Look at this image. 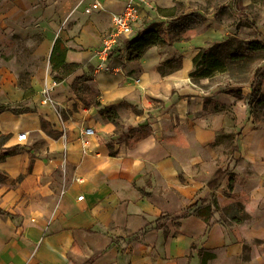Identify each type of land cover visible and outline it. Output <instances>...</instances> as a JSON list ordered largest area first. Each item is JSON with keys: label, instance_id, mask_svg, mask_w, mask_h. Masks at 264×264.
<instances>
[{"label": "crops", "instance_id": "1", "mask_svg": "<svg viewBox=\"0 0 264 264\" xmlns=\"http://www.w3.org/2000/svg\"><path fill=\"white\" fill-rule=\"evenodd\" d=\"M212 1L147 0L136 33L153 24L168 28L173 18L192 13L203 19L168 28L163 43L138 56L121 38L109 71L96 67L95 50L125 0L0 1L3 31L38 33L33 53L41 61L26 99L15 78L0 80V104L34 108L0 112V173L7 176L0 209L13 216L0 214V264H83L91 256L89 264H264L257 241L264 238V101L254 112L246 101L253 88L256 99L264 95V59L256 83L234 93L201 90L189 78L197 53L228 37L246 34L244 40L264 45V4L257 16L237 10L253 29L238 26L229 7ZM56 38L68 48L65 62L76 64L59 80L49 62ZM163 63L179 67L162 75ZM84 75L93 102L116 109L120 127L78 99L72 83ZM45 90L64 125L43 102ZM41 119L59 136L43 131ZM84 127L94 129L85 153ZM127 127L136 129L130 144ZM19 132L26 140L17 139ZM15 145L18 152L1 157ZM191 205L185 217L155 227L161 215Z\"/></svg>", "mask_w": 264, "mask_h": 264}, {"label": "trees", "instance_id": "2", "mask_svg": "<svg viewBox=\"0 0 264 264\" xmlns=\"http://www.w3.org/2000/svg\"><path fill=\"white\" fill-rule=\"evenodd\" d=\"M252 3H254V1H252ZM202 19L203 16L196 13L175 17L168 24V28H172L173 30H176L177 28L184 29L186 26L191 27L199 24ZM245 21L247 25H249L253 29H256V26L252 20L246 18ZM168 28H164L163 26L157 24L149 26L146 30H142L141 32L136 33V35L127 42L129 44V48L138 56L146 47L163 43L165 41L163 37L166 34ZM67 49L68 48L60 38H56L54 40L49 54V62L51 63L53 78L55 80L61 79L64 75L68 74L76 67L75 63L65 62ZM257 58H264V45L260 41H241L236 36H231L221 42L211 45L210 47L201 49L193 59V66L189 72V78L192 83L196 84L200 78L211 77L215 72L223 73L227 72L230 69L238 67L236 64L240 63L241 61H243L242 67L245 68L247 65L253 63ZM175 62L176 61H174V63ZM175 67H179V63H176V65L174 66L169 65L168 68H165L163 63V65L159 66V71L162 75H164L167 70L170 71ZM257 69L254 70L255 74H257ZM17 86L23 90L24 99L34 94L33 88L30 85L29 81L27 83L19 82ZM72 87L78 99H80L85 105L93 104V106L97 108V111L104 122H112L116 127H118L119 115L117 110L112 107L102 106L97 101L93 102L91 98L92 87L90 84V78L88 76L84 75L82 77L76 78L72 83ZM230 92L233 91L231 90ZM253 94H255L254 88L251 91L250 95ZM258 101H264V95H259L256 99V102ZM2 111H11L12 113L17 114L22 112L34 111V108L20 106L12 107L10 105L0 104V112ZM41 128L48 135H51L53 137L59 136V133L47 129L46 123L42 119ZM135 132L136 129L127 127L126 132H124V135L127 139V144H130L131 140L134 141V138H132V136L135 134ZM143 133L141 132V134H136V138L138 139ZM108 147L111 155H113L114 152L112 150V144L108 143ZM19 150L20 148L17 145L11 146L7 148V152L5 154H2L1 157L14 154ZM6 178L7 176L5 174L0 173V184L5 182ZM19 178L20 177H18L17 179ZM192 207L193 205L188 206L187 208H184L176 214L161 215L156 219L155 227L164 226L165 221L169 218L175 219L185 217L190 213ZM234 212H240L239 214H243V211L241 210L239 205H235ZM0 214L13 217L9 213L1 209ZM92 260L93 256L86 259L83 264H89Z\"/></svg>", "mask_w": 264, "mask_h": 264}, {"label": "rangeland", "instance_id": "3", "mask_svg": "<svg viewBox=\"0 0 264 264\" xmlns=\"http://www.w3.org/2000/svg\"><path fill=\"white\" fill-rule=\"evenodd\" d=\"M227 1L228 0H213L212 2L215 5L222 3L224 7H228ZM242 1L243 0H235L233 5V14L238 17V21L236 22L238 26L247 25V23L241 18L242 12H238L237 10L245 8L246 11L252 14L254 13L257 16L260 15L264 4V0H252L255 5H251L252 7H243ZM3 30V21L0 20V80L2 76L6 79L15 78L16 85H18L19 82L27 83L30 80L31 74H33L41 64L39 57L33 53V49L38 43L40 35L38 33L27 35L7 34ZM246 32L247 31H244V33ZM244 35L237 38L244 41ZM263 59L257 58L245 68L242 67L243 61H241L236 64L238 67L223 73L215 72L211 77L200 78L195 85L201 90H208L213 87L223 91L236 89V86H243L249 83H252L253 86L261 74L262 68L260 64ZM256 69L257 74L254 72ZM256 97L257 95L255 94L246 97L249 108L253 112L257 110ZM19 106L25 107L23 104L18 105V107ZM118 127H120V125H118ZM117 132H121V129L118 128ZM257 241L260 243L261 248H264V238Z\"/></svg>", "mask_w": 264, "mask_h": 264}, {"label": "built area", "instance_id": "4", "mask_svg": "<svg viewBox=\"0 0 264 264\" xmlns=\"http://www.w3.org/2000/svg\"><path fill=\"white\" fill-rule=\"evenodd\" d=\"M145 4H147V0H125L121 10L111 16V27L102 37L99 46L95 50V55L98 58V62L96 64L98 69L109 71L111 67L108 65L107 60L118 41L122 38L128 42L136 35L135 25L137 23L141 7ZM90 6L95 8L97 5L93 2ZM43 102L51 104L54 112L59 118V121L62 125H64L59 104L50 98L48 91L46 90L44 91ZM93 134L94 129L92 127H84L80 130L79 141L83 153L87 152L89 147V138ZM26 138V132H19L17 135V139L19 141H24ZM77 199L81 200L82 196H78Z\"/></svg>", "mask_w": 264, "mask_h": 264}, {"label": "water", "instance_id": "5", "mask_svg": "<svg viewBox=\"0 0 264 264\" xmlns=\"http://www.w3.org/2000/svg\"><path fill=\"white\" fill-rule=\"evenodd\" d=\"M235 0H228L227 1V6L233 11V5H234Z\"/></svg>", "mask_w": 264, "mask_h": 264}]
</instances>
